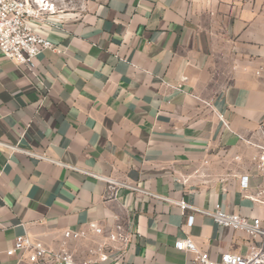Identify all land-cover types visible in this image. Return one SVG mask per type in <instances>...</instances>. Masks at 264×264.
Returning <instances> with one entry per match:
<instances>
[{
	"label": "crops",
	"instance_id": "obj_1",
	"mask_svg": "<svg viewBox=\"0 0 264 264\" xmlns=\"http://www.w3.org/2000/svg\"><path fill=\"white\" fill-rule=\"evenodd\" d=\"M35 25L55 50L34 69L0 51V141L51 161L0 147V264L18 236L58 250L91 222L136 235L105 263L107 234L71 242L78 264H191L186 238L246 253L248 235L172 202L264 219L247 197L264 178L240 186L264 137V0H81Z\"/></svg>",
	"mask_w": 264,
	"mask_h": 264
},
{
	"label": "built area",
	"instance_id": "obj_2",
	"mask_svg": "<svg viewBox=\"0 0 264 264\" xmlns=\"http://www.w3.org/2000/svg\"><path fill=\"white\" fill-rule=\"evenodd\" d=\"M56 4L52 0H0V51L11 62L18 65H25L31 69L36 68L38 57L46 50H55L50 39L42 35L35 25L44 14H55ZM225 126L226 122L220 117ZM255 149L253 155L252 175L241 177L240 186L244 191L250 189V180L255 175L264 178V137L260 143H249ZM0 147L9 148L15 152L23 153L29 157L40 160L51 161L44 155L21 149L0 141ZM239 159V158H237ZM112 189L117 187L127 188L140 195L157 198L154 194L126 183L117 182L110 178H100ZM253 202L264 205V188L259 189L256 194L248 195ZM181 210L193 209L203 215L211 217L221 227L234 231L243 232L251 239V244L244 254L223 253L217 259H213L208 252L201 251L192 239H179L174 247L178 251L190 252L194 258L191 264H264V219L246 218L239 214H231L223 210L221 204L217 203L213 211H201L189 206L185 201L172 202ZM194 217H189L188 224L192 225ZM93 234L104 236L105 240L95 244L90 250L91 255L97 256V261L105 263L109 260L110 254L106 248L111 250L115 247L112 244H120L118 250H124L131 242V237L136 235L135 227L132 225L128 232L120 224H114L112 230L106 232L103 227L95 222L88 224L86 229L65 230L61 248L54 250L43 242L32 239L28 235H21L15 239L14 245L6 251L10 260L9 264H78L74 259L71 242H78L88 239ZM96 260H89V264Z\"/></svg>",
	"mask_w": 264,
	"mask_h": 264
},
{
	"label": "rangeland",
	"instance_id": "obj_3",
	"mask_svg": "<svg viewBox=\"0 0 264 264\" xmlns=\"http://www.w3.org/2000/svg\"><path fill=\"white\" fill-rule=\"evenodd\" d=\"M81 0H55L56 12L67 11V10H78L79 3Z\"/></svg>",
	"mask_w": 264,
	"mask_h": 264
}]
</instances>
